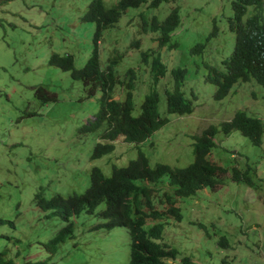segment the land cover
Listing matches in <instances>:
<instances>
[{"label": "rangeland", "instance_id": "rangeland-1", "mask_svg": "<svg viewBox=\"0 0 264 264\" xmlns=\"http://www.w3.org/2000/svg\"><path fill=\"white\" fill-rule=\"evenodd\" d=\"M88 1L0 0V248L6 247V256L12 257L18 250L14 264H124L127 228L102 225L105 219L97 211L103 202L92 212L71 216V233L52 245L49 237L65 220L55 209H41L34 193L48 197L81 192L89 182L91 166L108 175L112 164H125L137 148L150 165L155 161L185 165L194 157L193 134L242 109L261 120L260 143L252 144L236 129L217 131L207 157L226 166L218 173L221 182L178 197L175 204L181 218L163 217L158 240L177 250L173 258H164L168 264H180L183 255L192 264H264L263 89L252 79L237 81L226 95L214 99L215 84L206 79L211 72L208 65L224 70L221 59L233 45L234 34L227 26L230 0H159L156 6L144 0L125 8L113 25L101 31L98 63L104 67L108 57L116 56L114 73L123 80L131 67L135 107L154 87L158 111L167 121L137 144L117 135L114 146L97 156L91 152L96 142L103 141L104 123L85 126L97 110L99 92L89 93L80 79L48 62L52 52L69 53L73 66L83 65L93 44L94 23L82 18ZM102 1L107 6L116 0ZM173 7L179 22L169 39L158 45V33L143 28L142 18L161 19ZM252 10L247 5L242 19ZM261 14L264 18V0ZM213 23L216 32L206 38ZM134 39L137 45L131 43ZM199 41L204 42L202 49L190 52ZM169 42L175 44L169 47ZM142 50L157 53L164 65L156 81L150 68L152 53L143 61ZM173 66L185 69L178 89L190 99V112L164 111V89L172 86L169 69ZM50 92L54 98H45ZM122 93L123 86L114 87L113 97ZM246 165L251 184L230 178L231 166L242 170ZM159 180L164 182L151 183L158 192L172 189L165 174ZM157 198L154 195V205L163 208ZM151 222L148 218L143 226ZM221 235L225 244L218 242Z\"/></svg>", "mask_w": 264, "mask_h": 264}, {"label": "trees", "instance_id": "trees-1", "mask_svg": "<svg viewBox=\"0 0 264 264\" xmlns=\"http://www.w3.org/2000/svg\"><path fill=\"white\" fill-rule=\"evenodd\" d=\"M144 0H116L109 5H104L102 0H89L82 18L94 23L92 46L89 55L81 67L73 66L71 54H57L52 52L48 62L59 65L68 70L71 76L81 80L89 93H98V107L91 116L90 128L93 125L104 123L101 131L103 142H96L91 156H97L103 151H108L114 146L113 139L121 135L127 142L139 143L146 139L154 130L163 125L167 118L157 108L158 91L154 87L145 92L135 109L133 99L132 76L133 69L128 67L125 71V80L119 79L114 73L116 56L107 58L104 67H100L97 56V40L102 29L113 25L121 11L128 6H137ZM159 0H149L148 6H156ZM252 5V12L242 19L246 6ZM232 15L227 19V26L233 31V45L229 53L221 61L224 70L208 65L211 72L206 74V79L214 84L212 96L220 99L228 92L234 82L254 80L261 85L264 97V18L261 14L262 0H230ZM179 16L173 7L163 18L158 19L154 15L149 19L142 18V27L158 33L159 45L169 39L170 31L178 24ZM213 23L206 38L216 32ZM131 43L137 45L134 39ZM175 42H169L168 46ZM204 42H195L190 47V52H199ZM148 50L140 51L141 60H146ZM118 56V55H117ZM150 68L153 72V80L163 72L164 65L157 54H152ZM172 76V86L164 89V111L185 113L192 110L189 98H185L178 89L184 78L185 69L181 66H173L169 69ZM115 86H123L122 97H113ZM35 93L39 94L37 89ZM47 99H53L54 93L45 95ZM232 129L238 130L247 136L252 144H259L263 125L259 117L250 116L242 109H236L229 119L222 120L217 125L208 124L199 133L192 135L193 159L185 165H170L163 161H155L149 164L147 156L139 148L136 155L122 165H111L108 175L104 174L98 166L89 169V182L81 192H73L66 195L53 193L48 197L42 192L36 191L35 203L41 209H55L65 223L58 227L49 237L52 245L63 240L72 231L71 216L80 211L92 212L100 202H103L97 213L105 220L102 223L106 228L115 225H123L129 235L128 258L124 264H168L164 258H173L177 250L158 239L162 232V218L172 216L181 218L179 207L175 204L177 197L193 194L202 187H214L221 182L219 172L227 170L211 161L207 155L214 145V134L217 131L228 133ZM249 166L242 170L235 166L230 168V178L242 179L251 184L248 174ZM165 174L167 182L172 184V189H161L151 183L164 182L159 180ZM166 182V183H167ZM154 195H158V202L163 208H158L153 203ZM152 219L145 228L146 219ZM2 218H0V222ZM10 223V222H9ZM11 224V223H10ZM219 243L225 244L224 236H219ZM7 248H0V264H14L13 257L6 256ZM180 264H192L188 256L180 257Z\"/></svg>", "mask_w": 264, "mask_h": 264}, {"label": "clouds", "instance_id": "clouds-1", "mask_svg": "<svg viewBox=\"0 0 264 264\" xmlns=\"http://www.w3.org/2000/svg\"><path fill=\"white\" fill-rule=\"evenodd\" d=\"M103 30V29H102ZM99 38V37H98ZM98 41V40H97ZM159 45V44H158ZM97 53H98V47H97ZM150 53V52H149ZM152 53V52H151ZM151 53L149 54L150 56H151ZM152 54H157V53H152ZM161 62V61H160ZM162 63V62H161ZM163 64V63H162ZM100 65V64H99ZM100 67H102L101 65H100ZM135 104V103H134ZM135 109L137 110L138 109V106H137V108L135 107ZM229 119V118H228ZM208 125V124H207ZM201 131V130H200ZM223 133V132H222ZM121 136V135H120ZM122 137V136H121ZM103 138V137H102ZM123 139V138H122ZM114 140V139H113ZM103 141H106V139H105V137L103 138ZM103 141H101V142H103ZM125 141V140H124ZM114 142V144H115V141H113ZM127 142V141H126ZM116 165V164H115ZM122 165V164H121ZM178 198V197H177ZM177 200V199H176ZM153 221V220H152Z\"/></svg>", "mask_w": 264, "mask_h": 264}]
</instances>
